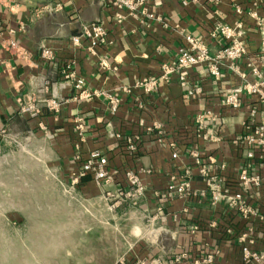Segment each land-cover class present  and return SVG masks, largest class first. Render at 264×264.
Here are the masks:
<instances>
[{
	"label": "crops",
	"instance_id": "1",
	"mask_svg": "<svg viewBox=\"0 0 264 264\" xmlns=\"http://www.w3.org/2000/svg\"><path fill=\"white\" fill-rule=\"evenodd\" d=\"M148 10L155 18L100 0H0V155L10 146L24 142L34 147L42 139L55 151L57 172L69 183L82 173L90 154L99 151L108 158L114 193L128 189V172L139 173L149 195L137 207L125 203L117 210L130 213L136 232L126 241L119 264H207L211 253H216L213 264H245V247L264 253V148L250 164V175L260 177L261 184L248 190L254 210L249 216L210 201L170 203L166 190L172 177H182L189 168L195 183L202 181L194 153L222 179H237L248 165L245 147L236 139L246 126L263 121L264 106L259 95L249 93L242 95L238 109L225 107L223 100L249 84H262L264 92V0H149ZM94 24L105 28L107 38L92 49L80 37L84 27ZM237 24L246 33V55L234 70L226 63L215 78L206 65L197 66L188 72L186 88L178 75L162 81L163 66L189 48L187 35L215 55L224 46L212 36L215 28ZM74 38H80L78 44ZM44 50L52 59L43 57ZM149 79L159 80L156 92L135 89ZM78 80L82 90L76 89ZM196 88L200 92L189 95ZM110 96L121 100L116 114ZM51 101L57 102L56 110L49 109ZM23 107L39 113H23ZM206 114L211 119L201 133L198 121ZM128 141H136V154L127 150ZM77 183L85 199H104L107 188L93 175ZM153 216L156 225L140 224Z\"/></svg>",
	"mask_w": 264,
	"mask_h": 264
},
{
	"label": "rangeland",
	"instance_id": "2",
	"mask_svg": "<svg viewBox=\"0 0 264 264\" xmlns=\"http://www.w3.org/2000/svg\"><path fill=\"white\" fill-rule=\"evenodd\" d=\"M32 145L0 155V264H119L136 234L130 213L117 211L126 204L115 207L108 193L80 196L76 179L65 182L57 172L55 151L42 139ZM154 217L139 222L156 225Z\"/></svg>",
	"mask_w": 264,
	"mask_h": 264
},
{
	"label": "built area",
	"instance_id": "3",
	"mask_svg": "<svg viewBox=\"0 0 264 264\" xmlns=\"http://www.w3.org/2000/svg\"><path fill=\"white\" fill-rule=\"evenodd\" d=\"M102 3L112 5L117 10H128L131 14L139 12L141 16L148 19L155 18L154 15L149 13L148 4L149 0H100ZM119 20L122 17L118 16ZM261 28L264 29V21H261ZM214 38H220L224 43L223 48L215 55H212L209 49L199 40L191 35L185 37L189 48H183L180 50L178 59L170 64L163 66L162 69V81L168 82L173 75L179 76L180 85L185 87L188 84L187 75L193 68L206 65L208 72L215 78L221 77V68L226 63L231 64V69L234 70L236 62L241 60L246 55L245 36L246 33L241 24H237L234 27L226 25H218L212 33ZM80 38H85L91 42V48H97L98 46L106 43L107 33L102 25H88L83 28V32ZM80 38H74L75 44L79 43ZM262 49L264 53V38L262 43ZM43 57L45 59H52L51 52L49 50L43 51ZM105 66V65H104ZM106 67V66H105ZM253 73L256 77H261L257 69H253ZM245 78V76H244ZM260 83L246 85L245 87H238L228 94L224 100L223 105L232 109H238L241 104V97L244 93L251 95H259L261 103L264 106V92L261 90ZM159 87V80H144L135 86V89L142 90L146 94H152L156 92ZM84 83L82 80H78L76 83V89L82 90ZM133 89H124L126 94L132 93ZM199 93L200 89L188 90L189 95ZM110 107L113 114H116L121 106V100L119 98L109 97ZM49 109L56 110L58 107L57 102L51 101L48 105ZM23 113L38 114L37 109H31L28 107L22 108ZM210 115H202L198 124L200 126L201 133L205 130V121L210 120ZM0 135H4V131L0 130ZM204 139H208L206 136ZM127 150L136 154L138 152L136 141H128ZM236 144L244 148L243 159L248 163L246 166L241 167L238 178H220L216 175H212L213 168L205 164L204 159L198 154L192 155L197 168H199V175L202 178L200 183H195L193 179V170L189 168L185 171L182 177H172L171 183L166 190V196L171 203L176 199L184 200L186 203H202L204 201H210L214 206L224 205L229 210L238 213L242 216L251 215L254 210L250 207L248 199V190L250 185L259 186L261 184L260 177H252L249 173L251 162L257 157L259 150L264 148V119L258 125L246 126L245 134L239 135L236 139ZM174 158H179L178 154L173 155ZM108 158L99 151H94L90 154L88 160L85 162L83 171L75 176L76 183L81 177L87 175H93L94 179L107 188L106 193L108 196H115L119 201L115 204V207L122 206L125 203H129L131 206H139L147 196L149 195L148 188L142 182L140 174L136 172H128V189L125 191H119L117 193L112 192L109 187L112 182V175L107 170ZM149 174L151 172H143ZM105 193V194H106ZM187 210H184L186 213ZM167 217L164 218L166 221ZM216 223H212L214 227ZM216 258V253H211L205 260L207 264H213ZM243 258L245 264H258L264 260V253L259 254L252 251L250 248L245 247L243 249ZM146 264V263H143Z\"/></svg>",
	"mask_w": 264,
	"mask_h": 264
}]
</instances>
